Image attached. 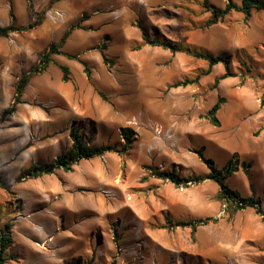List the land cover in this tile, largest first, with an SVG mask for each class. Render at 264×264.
Instances as JSON below:
<instances>
[{
  "label": "rangeland",
  "instance_id": "obj_1",
  "mask_svg": "<svg viewBox=\"0 0 264 264\" xmlns=\"http://www.w3.org/2000/svg\"><path fill=\"white\" fill-rule=\"evenodd\" d=\"M6 1L1 26L13 22ZM12 1L17 25L35 21L27 0ZM31 1L43 24L0 38V236L12 241L0 264H264V220L255 210L233 211L211 179L178 187L147 169L188 179L210 172L199 150L220 170L236 154L228 185L264 209V12L249 20L233 12L206 27L210 14L200 0ZM77 24L63 52L78 58L54 56L25 89L26 104L8 114L21 77ZM143 30L183 50L229 54L235 76L215 87L226 72L219 64L198 83L173 88L206 72L208 61L151 46ZM60 65L70 69L68 83ZM219 97L225 103L214 127L206 116ZM126 128L136 134L128 149ZM72 129L85 143L118 151L18 182L32 164L67 151ZM202 219L210 221L195 233L181 225Z\"/></svg>",
  "mask_w": 264,
  "mask_h": 264
},
{
  "label": "trees",
  "instance_id": "obj_2",
  "mask_svg": "<svg viewBox=\"0 0 264 264\" xmlns=\"http://www.w3.org/2000/svg\"><path fill=\"white\" fill-rule=\"evenodd\" d=\"M28 1L29 10L35 16V21L25 27L17 26L15 24V16L13 13H11L13 22L11 25L6 27L0 25V38H9L14 33L31 32L43 24V16L40 13H35L32 1ZM58 1L60 0H56V2ZM198 4L201 6L205 13L210 14V19L207 21L206 27H210L224 21L233 12L243 14L246 20H249L254 12H264V0H241L240 4L235 3L233 1H229L224 7L214 5L213 3H211L210 0H200ZM76 29H81L79 24L71 26L69 30H67L66 33L62 36L58 43H52L48 47V49L43 54H41L38 63H36L31 68L29 73L21 77L16 86L14 102L7 110L8 114H14L17 111V107L20 104L24 103L22 98L26 87L29 85L33 77L44 74L48 70L50 64L54 61V56L65 55L70 60L78 58V56L76 55L64 54L63 52V48L66 45L67 40L69 39L73 31H75ZM143 39L147 44L151 46L171 49L174 52L187 51L197 58H201L208 61L209 67L206 72L198 74L193 80L185 79L182 81H178L171 86L173 88L188 87L190 85L198 83L203 76L210 75L212 73V69L219 64H223L225 66L226 72L220 78L215 80V87L219 85L220 81L235 76V74L232 72L231 56L229 54L224 53L219 55H212L209 52L197 51L193 48H185V50H183L184 48H182V46L172 42L171 40L149 38L145 30H143ZM105 49L106 45L101 47V53L104 54ZM59 68L63 74V82L68 83L71 80L69 67L65 65H60ZM85 70L87 73H89L87 69ZM224 103L225 99L223 97H219L217 103L209 110L206 116L211 125H213L214 127H220L218 113ZM262 105H264V95L262 99ZM135 135V132L130 128H126L121 131V137L124 141L123 146L125 148L128 149L131 147L134 142ZM70 137L72 139V145L67 151H65L62 155L56 157L51 162L32 164L28 169L22 171L19 174L18 182H24L28 179H38L45 175H53L58 170L70 172L72 171L73 167L82 160H91L94 158L103 157L107 153L118 151L117 148L113 145L93 146L90 143H85L83 140V135L79 129H72L70 131ZM197 154L200 159L207 164L210 170L207 175L191 176L188 179H185L180 177L178 174L163 172L157 168L149 167L147 169L153 177L163 180H169L171 183L175 184L178 187L182 186L185 182L200 183L206 179H211L216 184H218L220 188V198L222 200H226L230 204V207L233 209V211H242L250 208L255 210L256 214L261 216L264 220V209L262 200L253 197L243 196L239 191L233 190L227 183V179L233 176L238 170L239 159L236 154L233 155L229 166L222 170L218 169L213 161L208 160L204 156L203 150H199ZM242 167L245 171H247L246 162L242 163ZM0 186L1 188H5V183L2 180L1 174ZM209 221L210 219H202L198 221L185 222L181 225L185 227H191L192 232L195 233L198 227L207 224ZM11 242L12 241L9 235L4 233L0 236V263L6 261V259L4 258V254L10 246Z\"/></svg>",
  "mask_w": 264,
  "mask_h": 264
},
{
  "label": "crops",
  "instance_id": "obj_3",
  "mask_svg": "<svg viewBox=\"0 0 264 264\" xmlns=\"http://www.w3.org/2000/svg\"><path fill=\"white\" fill-rule=\"evenodd\" d=\"M28 1V0H27ZM229 2V1H228ZM220 7V6H219ZM28 10H29V1H28ZM29 12H30V10H29ZM11 13H13L14 14V8H13V1L12 0H7L6 1V5H5V8H4V14L5 15H8V14H10V16H11ZM31 13V12H30ZM32 14V13H31ZM15 16V15H14ZM12 24V23H11ZM10 24V25H11ZM15 24L17 25V22H16V17H15ZM30 25V24H29ZM7 26H9V25H7ZM17 26H19V25H17ZM3 27H6V26H3ZM22 27V26H21ZM23 27H25V26H23ZM11 37V36H10ZM30 84V83H29ZM28 87V86H27ZM26 87V88H27ZM25 94V93H24ZM22 100H23V102L24 103H22V104H20V106H22V105H24V104H26V99H25V97L23 96V98H22Z\"/></svg>",
  "mask_w": 264,
  "mask_h": 264
},
{
  "label": "built area",
  "instance_id": "obj_4",
  "mask_svg": "<svg viewBox=\"0 0 264 264\" xmlns=\"http://www.w3.org/2000/svg\"><path fill=\"white\" fill-rule=\"evenodd\" d=\"M131 124L134 125V126H138L139 121L135 118V119H133ZM155 132H156V134L161 135L162 132H163V129L160 126H156L155 127Z\"/></svg>",
  "mask_w": 264,
  "mask_h": 264
},
{
  "label": "bare ground",
  "instance_id": "obj_5",
  "mask_svg": "<svg viewBox=\"0 0 264 264\" xmlns=\"http://www.w3.org/2000/svg\"><path fill=\"white\" fill-rule=\"evenodd\" d=\"M37 237V236H36Z\"/></svg>",
  "mask_w": 264,
  "mask_h": 264
}]
</instances>
